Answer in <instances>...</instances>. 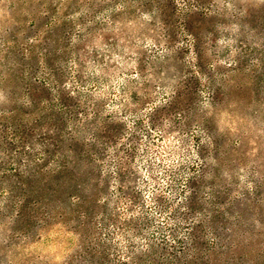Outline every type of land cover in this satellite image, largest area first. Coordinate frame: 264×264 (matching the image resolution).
<instances>
[{
  "label": "rangeland",
  "instance_id": "374dc122",
  "mask_svg": "<svg viewBox=\"0 0 264 264\" xmlns=\"http://www.w3.org/2000/svg\"><path fill=\"white\" fill-rule=\"evenodd\" d=\"M181 2L185 8L174 0H0V191L9 193L0 223L13 234H0V264H8L11 244L23 241L30 247L49 231L50 236L59 232L74 240L65 229L81 234L74 264H264V245L260 251L250 250L240 240L250 215L256 213L264 222V185L246 203L233 198L235 182L229 187L222 180H206L207 174L218 172L207 163V147H198L200 137L193 138L192 145L204 161L199 169L195 161L175 171L164 167L172 155L191 156L188 137L193 125L213 137L218 146L214 158L221 151L210 122L199 115V93L207 90L214 105L221 99L241 108L251 102L258 77L249 88L247 77L224 79L225 68L217 66L214 73L208 65L227 59L230 50H235L240 72L248 57L259 56L264 64V6L239 0ZM76 12L81 15L76 17ZM145 14L150 21L141 20ZM188 36L194 41L195 68L208 79L204 86L187 60ZM215 76L221 77L219 85ZM72 80L81 88L92 85L89 93L105 85L108 90L104 96L78 93L72 99L63 87ZM117 87L120 99L111 100ZM165 88L168 103L144 114ZM109 102L123 107L105 114ZM175 140L179 150L170 152ZM106 169H115V175ZM145 169L157 181L164 177L155 173L163 172L170 181L163 191L172 194L154 195L151 210L137 191L141 182L147 190L140 175ZM182 173L191 175L181 191ZM113 179L118 193L114 204ZM206 187L212 188L210 200L205 199ZM177 191L190 195L167 217L174 226L156 225L150 211L158 216L169 212ZM73 196L79 201H72ZM121 202L130 212L139 206L142 215L122 219L116 211ZM233 216L235 222L229 219ZM196 219L198 224H189ZM153 227L147 237L149 252L136 253L137 245L125 236L131 259L121 261L108 229L142 237ZM6 240L9 243H3ZM26 264L45 262L32 259Z\"/></svg>",
  "mask_w": 264,
  "mask_h": 264
},
{
  "label": "clouds",
  "instance_id": "9594fccd",
  "mask_svg": "<svg viewBox=\"0 0 264 264\" xmlns=\"http://www.w3.org/2000/svg\"><path fill=\"white\" fill-rule=\"evenodd\" d=\"M176 4H178L181 8H185V3H182L181 0H174ZM218 0H213V4L217 3ZM240 3H253L256 6H264V0H239ZM233 5L231 3L227 4V8L231 11ZM119 10V6L117 7ZM81 12H76L75 16L79 17ZM100 17H97L99 19ZM151 17L148 15H142L141 20L150 21ZM79 31L82 29L79 28ZM73 43L76 42V37L73 35L72 37ZM189 43L186 45L188 48V56L187 60L191 61V67L193 73L200 79L201 85L204 86L208 84L207 77H201L199 72L195 68V53L192 51L193 48V38L192 36H188ZM31 42V41H29ZM219 43L223 44L224 41L221 40ZM229 44L234 43V41H229ZM148 45L155 47L151 41H148ZM147 46V45H146ZM184 46V45H180ZM3 45H0L2 48ZM235 50H230L227 59H216L211 64L208 65L209 69L215 73V69L217 66H221L225 68L227 71L224 74V79H227L230 76L243 75L247 77L250 81L249 88L253 85L257 84V77L259 78V87L254 90L250 99L251 102L246 106L241 108L236 102H228L225 104V101L221 99L215 105L209 99L210 94L205 91H201L199 95L202 98V102L199 106V115L202 117L204 122H210L209 128L214 132L215 139L219 142V154L214 158L213 152L218 151V146L213 142V137L205 135L204 132L201 131V128L197 125H193V130L188 137L189 144L188 149L191 150L190 157H182L177 155H172L170 160H164L165 169L171 167L173 171H175L181 164L191 163L193 161L196 162L195 167L199 169V165L203 164L204 161L200 160L197 155L196 150L193 149V138L200 137L199 146H206L208 149L207 163L212 166L213 169H216L218 174L214 176L212 173H209L205 176L206 180H222L229 187L235 182L237 186V190L232 194L233 198L245 201L246 203L251 202L256 198L255 194L261 187L264 185V64H261V59L259 56L248 57V63L245 65L242 72L239 71L237 64L238 62L233 59L235 56ZM3 63V52H0V64ZM99 75V73H96ZM131 79H136L135 76L131 77ZM217 84L219 85V81L221 79L220 76H215ZM123 78L117 83H122ZM64 89L68 92V96L72 99L77 98L78 93H88L89 95H94L97 97L104 96L107 93L108 86L105 85L100 92L89 93V88L92 85H87L83 88L80 87L74 80L65 83L63 85ZM116 95L111 97V100L120 99L119 88L115 89ZM161 90L158 88L157 93ZM257 92L259 93V97H257ZM153 95H156L154 93ZM169 95V90L167 88L163 89V95L155 100L154 103L149 104L144 109V114L151 112L157 105L167 104L168 101L164 99V97ZM125 102H127V97H124ZM79 102L83 103V97L80 98ZM25 107H30V103L25 104ZM123 107V105H119L113 107L111 102L107 106V112L105 114L111 112H118L119 108ZM91 119V116L88 117ZM83 120V117H81ZM124 120L127 121L128 117H124ZM145 124H147V120H145ZM132 125L128 124V128L131 129ZM71 130V128H70ZM168 143H165V147H168ZM173 144V148L169 149V151H177L179 150L177 146L179 145V140H175L170 142ZM39 149L37 146L36 150ZM27 151H33L30 148L26 149ZM112 149H109L111 152ZM151 159V157H149ZM26 160V158H25ZM33 163V161H32ZM146 163V161H145ZM155 163H160V160L157 159ZM107 171H112L113 175H115V169H106ZM143 178V181H147V190L145 191V184L143 182L140 183L137 191L141 192L143 200L145 201V207L148 209H153L154 202L152 197L154 195H159L163 193L164 196L171 198L172 194L168 192H164L163 190L168 187L170 183L167 176H164L163 172L155 173L157 176H163V179L153 180L150 178L147 170L145 169L140 173ZM191 174L182 173L183 183H181L180 190L182 191L187 180L189 179ZM117 181L113 179L111 181L110 191L116 193ZM212 191V188H205V199H212L210 195H207ZM245 193L247 196H245ZM9 193L7 189L0 191V211L3 210V205L7 200ZM118 193L112 197V203L116 202ZM175 195L178 197L176 199L175 204L172 205V208L169 209V212L164 213L162 216H158L155 211H150V218L156 217V225H162L166 227H173V222L168 220L167 217L170 215L171 211L174 210L177 206H179L188 195L189 192H184L183 196H180V192L177 191ZM107 199V198H104ZM72 201H79V197L73 196L71 197ZM102 199L100 203H103ZM111 207V206H110ZM122 213V219H134L140 217L141 211L139 206H137L136 210L133 212L128 211V205L124 202H121L120 207L116 210ZM181 212H186V208H180ZM17 213L13 212V216ZM115 214V213H113ZM199 216V214H197ZM230 220L233 222L236 221V217H230ZM200 221L199 219L189 221V224L195 226ZM58 222H54L53 224H49V230L53 228ZM7 231L6 225L0 223V234H3ZM68 232V235L74 237V240L67 239L63 234L57 232L54 235H49V232L45 234L43 239L36 240L32 243V245L26 246L23 241L20 243H13L10 245L9 250V258L8 264H26L29 260H41L44 261L45 264H74V257L76 252L80 250L79 242L81 239V234L74 231L65 229ZM113 239L111 243L120 249V260L128 261L131 257L127 256L129 240L125 239V236L131 238V243L137 245L135 248L136 253H147L149 252L150 240L147 238L152 232L155 231V228L148 229L143 236L133 237L132 233L128 230L120 232L119 230H111ZM191 231V228L188 229ZM7 235L12 237V233L7 231ZM181 237H183V233H181ZM209 242H211L212 237L209 234ZM242 242V246L244 248L260 251V246L264 245V222L261 221L258 214L254 213L249 216L247 221L244 235L240 237ZM3 243H9V241H3ZM171 243H175L172 241ZM111 258V257H110Z\"/></svg>",
  "mask_w": 264,
  "mask_h": 264
}]
</instances>
